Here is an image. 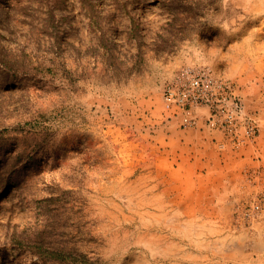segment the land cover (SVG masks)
Masks as SVG:
<instances>
[{
    "label": "rangeland",
    "instance_id": "1",
    "mask_svg": "<svg viewBox=\"0 0 264 264\" xmlns=\"http://www.w3.org/2000/svg\"><path fill=\"white\" fill-rule=\"evenodd\" d=\"M186 65L263 127L264 0H0V264H264V191L179 148Z\"/></svg>",
    "mask_w": 264,
    "mask_h": 264
},
{
    "label": "built area",
    "instance_id": "2",
    "mask_svg": "<svg viewBox=\"0 0 264 264\" xmlns=\"http://www.w3.org/2000/svg\"><path fill=\"white\" fill-rule=\"evenodd\" d=\"M165 109L182 114L187 125H195L206 115V121L225 132L239 127L253 134L259 130L258 121L246 110L243 101L234 93L232 84L219 75L210 65H186L181 67L163 90ZM260 211L256 204L248 210Z\"/></svg>",
    "mask_w": 264,
    "mask_h": 264
},
{
    "label": "crops",
    "instance_id": "3",
    "mask_svg": "<svg viewBox=\"0 0 264 264\" xmlns=\"http://www.w3.org/2000/svg\"><path fill=\"white\" fill-rule=\"evenodd\" d=\"M204 113L199 121L201 127L179 130V148L194 151L193 156L199 154L193 163L217 168L218 174L221 169L235 175L246 170L248 186L264 191V126L254 134L243 127L233 132L210 129L203 124L207 111ZM258 116L264 119L262 112Z\"/></svg>",
    "mask_w": 264,
    "mask_h": 264
},
{
    "label": "trees",
    "instance_id": "4",
    "mask_svg": "<svg viewBox=\"0 0 264 264\" xmlns=\"http://www.w3.org/2000/svg\"><path fill=\"white\" fill-rule=\"evenodd\" d=\"M32 252L36 254L43 264H97L98 259L82 252L78 246H73L71 251L64 248L46 247L35 244Z\"/></svg>",
    "mask_w": 264,
    "mask_h": 264
}]
</instances>
